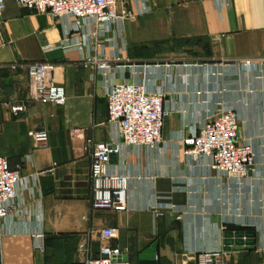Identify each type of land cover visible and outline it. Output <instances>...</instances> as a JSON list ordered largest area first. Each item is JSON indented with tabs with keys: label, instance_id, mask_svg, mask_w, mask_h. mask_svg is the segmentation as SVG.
<instances>
[{
	"label": "crops",
	"instance_id": "0c3cea01",
	"mask_svg": "<svg viewBox=\"0 0 264 264\" xmlns=\"http://www.w3.org/2000/svg\"><path fill=\"white\" fill-rule=\"evenodd\" d=\"M117 9L131 17L77 29L71 17L14 2L0 13V157L21 176L0 219V264H80L107 228L117 229L112 245L127 264H140L154 243L156 264H197L204 252L221 253L224 264H264V0H122ZM41 61L57 66L62 107L27 102L23 65ZM118 83L163 95L156 147H126L108 123L106 93ZM20 104L25 111L13 116ZM219 110L236 113L238 135L253 147L245 179L183 155V139ZM31 130L47 132L46 148L33 145ZM95 143L119 145L107 170L128 179L125 212L91 210ZM225 232H253V248L226 250Z\"/></svg>",
	"mask_w": 264,
	"mask_h": 264
},
{
	"label": "built area",
	"instance_id": "2783aa9c",
	"mask_svg": "<svg viewBox=\"0 0 264 264\" xmlns=\"http://www.w3.org/2000/svg\"><path fill=\"white\" fill-rule=\"evenodd\" d=\"M7 2L18 6L34 15H48L53 19L71 17L75 20L74 28L81 21H89L94 27H102L116 20L131 17L128 9L118 11L122 0H0V13ZM92 63L99 69L105 63ZM18 65H12L15 69ZM29 80L27 102L64 106L66 94L64 87L54 81L57 66L47 61L32 62L23 65ZM163 95L151 92L139 84L118 83L106 93L108 123L118 125L122 145L129 148L156 147L161 142V130L166 116L163 109ZM23 104L12 106L10 112L18 116L24 112ZM28 138L36 148H46L48 134L45 130H31ZM183 155L193 162L204 158L209 160V168L228 179H245L254 163L252 145L244 142L238 135V119L233 110L214 112L198 128L192 137L183 139ZM119 145L116 143H95L92 145L90 165L91 210L125 212L127 210L128 179L124 175L108 173L110 157L117 156ZM21 182L20 168H9L5 158L0 157V219L7 217L13 209ZM98 251L89 254L85 247L80 252H87L80 264H127L126 251L112 245L117 239V229L97 230L94 234ZM37 247L42 246V235H37ZM219 252H204L197 255V264H224Z\"/></svg>",
	"mask_w": 264,
	"mask_h": 264
},
{
	"label": "water",
	"instance_id": "95a60500",
	"mask_svg": "<svg viewBox=\"0 0 264 264\" xmlns=\"http://www.w3.org/2000/svg\"><path fill=\"white\" fill-rule=\"evenodd\" d=\"M110 160L115 161V156L112 155ZM224 239L226 250L248 249L254 246L253 232H225ZM156 246V243L152 244L139 255L140 264H156Z\"/></svg>",
	"mask_w": 264,
	"mask_h": 264
}]
</instances>
